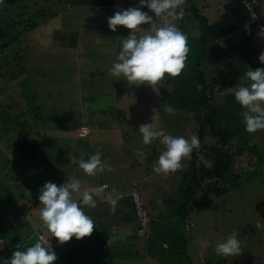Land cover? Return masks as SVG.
I'll return each instance as SVG.
<instances>
[{"label": "rangeland", "instance_id": "obj_1", "mask_svg": "<svg viewBox=\"0 0 264 264\" xmlns=\"http://www.w3.org/2000/svg\"><path fill=\"white\" fill-rule=\"evenodd\" d=\"M102 1L95 0L84 6V0H38V5L41 7L33 19L40 25L28 32L24 38L21 37L22 43L29 45V58L25 61L26 77L22 79L23 73L20 75L14 65L11 72L16 69L14 72L18 73L17 79L7 80L0 93L3 92V99L11 98L16 104L8 113L10 118H18L21 122H39L34 128L42 129L44 143L43 148L35 153V159L31 161L34 168L32 171L30 167L25 166V161L29 157H21L15 151L16 142H21V139L11 128L9 124L11 121L8 123L0 121V235L3 241L14 252L17 250V245L25 248L26 237H28L26 244L29 246L38 242L30 228L34 227L33 222L38 226L42 223L39 217L42 205L38 202L36 206L30 207L33 199L37 198L39 190L45 183L52 182L59 187L74 178L81 181V191L73 193V199L81 207L85 206L81 203L83 192H90L96 201L95 208L104 211L101 217L97 216L101 225L108 223L112 226L116 221L117 227L122 229L126 225L118 222L122 219L118 218V214L113 213L114 207L110 201L100 206V199L109 198L112 185L130 194L135 184L143 208L154 216V220L151 218L153 222L150 224L151 234L148 240L160 245L161 240L166 239L172 245L170 253L173 255L167 256L171 260L169 263L166 261L165 254L151 259L146 248L145 237L135 236L132 240L126 241L123 235L118 236L113 239L118 242V248H125L129 243H134L131 251L127 249V252L129 257L131 254L135 258L124 261L114 259L109 264H173L172 262L175 264L180 260L182 264H252L249 256L253 246L245 247L244 239L248 235L244 237L246 234H242L241 231L253 227L254 223H260L261 226L255 230V234L262 239L259 242L261 249H264V189L260 186L261 180L264 179L263 175L253 176L251 180H247L248 184L239 185L238 189L227 196L211 199L204 205H191L189 217L193 222V228L191 231H183L182 236L186 237L185 246L183 244L180 247L181 233L173 228L179 224L178 217L172 215L168 218H159L152 211L156 205L161 204L160 199H164V207L167 210H172L177 205L176 196H179L180 191L178 190L180 184L177 182L179 174L176 175V172L157 174L153 169H149L151 174H147L148 168L144 169V167L150 164V157L148 159L146 157L144 163H140L136 155L137 149L130 143L133 140L136 141L145 153V146L139 142L142 138L138 131L139 127L153 123L156 129L165 132L166 123H168L167 129L169 127L174 129V123L171 121L176 118L180 122L186 112L181 109V96L168 98L169 104L175 109V114L164 111V117L167 120L163 126L162 117L157 111L159 106H163L164 101L160 89L163 80L154 85L137 84L133 87L128 82L121 84L117 81L118 78L109 75L108 70L117 61V56L122 49V44L116 42V37L119 36L118 38L122 41L130 35V32L122 26H118L115 32L110 31L108 18L118 9L112 7L115 0H109L107 5H102ZM116 1L120 5L119 10L140 5V0ZM222 1L195 0L201 13L207 14L209 19L217 16ZM205 3L207 8H204ZM144 8H141V11ZM56 10L58 11L56 16L49 17L45 22L41 20L43 16L41 12L48 16ZM145 10L143 12L153 17L154 24H145L143 30L158 27L154 13L149 9ZM141 32L137 35L144 34ZM70 33L73 38H76V35L79 37L77 44L83 49L79 52L81 55H78L81 60L75 53L77 49L74 46H66L63 40H60L63 47L53 46V43L56 46L58 44L57 36L62 39ZM102 36L106 38L103 39ZM83 39L86 42L83 43ZM221 45L222 48L225 47L224 42ZM262 52L264 49L260 50V53ZM262 66L263 64L260 67ZM163 88L165 89V84ZM229 91L226 93H230ZM223 94L222 92L218 97L220 105ZM8 101L10 102V99ZM119 113L124 114L127 122H132V138H128L129 130L126 129L123 132L124 139H121L117 117ZM186 116H191V113ZM81 123L87 124L89 129V134L85 137L78 136V126ZM186 124L187 126L181 125L180 129L184 131V138L190 139L196 132V124L192 119ZM165 134L172 135L171 132ZM254 140L259 150L264 152V131L256 133ZM97 151L101 153V160L113 167L115 171L105 170L89 176L79 168L77 161L82 154H95ZM84 158L87 159V156ZM155 162L156 160L150 166L154 168ZM19 163L22 164H20L21 167ZM234 170L241 174L244 170H248L246 155L237 161L234 160L231 171ZM102 180L110 185L104 194L96 191V186ZM158 185L166 188H163L161 193H156L160 199H155L156 194H153L152 190ZM145 195L152 197L154 202H149ZM129 199L131 201L130 197ZM115 206L117 208L120 206V215H123L125 219L130 217L129 223L135 222V213L133 214L132 211L134 208L129 205L127 197ZM239 219L240 224H238ZM244 223H246L245 228H241L240 226ZM12 224L13 228H11ZM233 231L238 233L237 238L241 243L240 254L228 257L218 256L215 253L217 244L226 240ZM21 232L23 236L20 235ZM41 237L42 235L38 234V238L41 239ZM74 243L77 246L76 250H85L82 239H75ZM22 248L20 250H23ZM183 248H185V254L181 256L180 251ZM134 253L138 255L135 256ZM91 254H89L90 257ZM3 255V246L0 245V261L3 260Z\"/></svg>", "mask_w": 264, "mask_h": 264}, {"label": "trees", "instance_id": "obj_2", "mask_svg": "<svg viewBox=\"0 0 264 264\" xmlns=\"http://www.w3.org/2000/svg\"><path fill=\"white\" fill-rule=\"evenodd\" d=\"M94 1L91 0L89 3ZM116 2L115 0L112 7L119 10V6L115 5ZM38 4V0H0V91L5 87L7 80L17 79L18 73L14 72L16 69L11 72L14 65L20 75L23 73L22 79L26 77L25 61L29 58V45L23 44L21 37L24 38L28 32L40 25L33 19L41 7ZM203 5L204 8H207L206 3ZM254 7V12L258 17L254 22H250L253 17L242 0H223L220 11L214 19H209L204 12L201 13L195 0H185L180 9L174 10V15L155 17L158 26L165 22L174 24L188 38L189 51L185 68L177 77L165 76L160 88L161 97L164 100L163 106L157 110L162 117L164 126L167 119L164 117L163 108L171 105L168 98L181 96V109L186 112L185 116L180 119V122L176 118L171 121L174 123V129L169 126L167 129L168 123H166L165 133L171 132L173 136L184 137V131L180 127L183 124L187 126L188 120L192 119L196 124L194 135L198 136L200 141V146L193 149L188 158L182 160L180 169L175 171L176 175L179 174L177 182L180 184L178 187L180 191L179 196H176L177 205L170 210V213L178 217L179 230L182 231V235L183 231L190 230L193 225L192 222H189L191 220L189 217L191 205L207 204L211 199L227 196L233 190L238 189L239 185L248 184L247 182L253 176H264V152L259 150L254 140L256 133L264 130L248 133L240 115L244 109L235 101L232 91L226 93L228 89L239 83L242 85L249 83L243 76L248 68L252 70L264 68V64L260 67L262 64L259 62L260 50L264 49V29L260 31L257 25V23L264 25V0H256ZM41 13L43 22L54 16L53 14L46 16L43 12ZM71 36L72 34H67L65 36L68 37L67 41L64 42L68 46L76 47V40ZM118 37H116V42L122 44ZM222 42L225 44L224 48H222ZM164 84L165 89L163 88ZM222 92L224 94L220 105L218 97ZM2 95L3 92L0 93V121L1 123L11 121L9 123L11 128L17 132L18 138L21 139V142H16L15 151L21 157H29L25 161V166L34 171L31 161L35 159V153L43 148L42 129L35 130L34 126L36 124L38 126V121L30 123L21 122L18 118H10L8 113L16 104L11 98L3 99ZM189 113L191 116H186ZM127 121L123 115L120 123L129 124ZM130 123L132 122L130 121ZM151 148L144 151L147 159ZM137 150V152H141L142 148L138 147ZM243 155H246L248 170H244L242 174L241 172L236 173V170L231 171L234 160L237 161ZM155 158L150 157V161H154ZM20 164L18 165L21 167L22 164ZM260 186L264 189V179L261 180ZM33 200L30 207L38 204V196ZM82 208L95 223L91 236L82 239V246L86 247L85 250H76L75 237L69 242L61 244L51 236L43 222L40 226L33 222L35 228L32 226L30 231L33 230L32 234L34 233V236L37 237V241L40 240L38 234L42 235L45 242L49 241L52 251L57 256L54 264H102L105 260L111 262L114 259L124 261L135 258L131 254L129 257L127 248L125 250L118 248V242L111 238L107 225H101L97 215H94L88 206H82ZM150 218L152 217L150 216ZM240 221L239 219L238 224ZM151 222L152 219L145 235H140L147 241L151 234ZM137 223V229H139L138 219ZM245 224L240 227L245 228ZM253 225V227L241 231L242 234H246L244 237L248 235L244 239V245L247 248L253 246L249 256L252 264H264V249H261L259 242L262 239L255 234V230L259 229L261 224L254 223ZM11 228H13V224ZM20 235L23 236V233L21 232ZM27 239L28 237L24 239L25 245L22 242L25 248L29 246L26 244ZM181 239L183 242L181 246L183 244L185 246L186 239L184 237ZM1 241L3 238L0 235V245L3 246L4 253L2 259L11 258L14 251L5 241L2 243ZM171 249L172 245L166 249L162 248L161 255H173L170 253ZM129 250L131 251V249ZM180 253L181 256L185 254V248Z\"/></svg>", "mask_w": 264, "mask_h": 264}, {"label": "clouds", "instance_id": "obj_3", "mask_svg": "<svg viewBox=\"0 0 264 264\" xmlns=\"http://www.w3.org/2000/svg\"><path fill=\"white\" fill-rule=\"evenodd\" d=\"M184 3L185 0H140L139 7L117 10L113 16L109 17L110 31L115 32L118 26H122L130 32L127 38L122 39V49L117 56V62L109 68V75L122 76L123 80L131 85H154L164 80L166 75L179 76L185 68L189 51L187 36L176 25L168 22L154 29L143 30L141 25L154 23L153 17L141 11V8L147 7L155 14V17L171 16L175 14L174 10L180 9ZM141 31L144 34L138 36L137 33ZM259 62L264 64V52L260 54ZM243 76L249 82L248 84L239 83L228 90L233 92L235 101L244 109L240 115L243 118L245 130L248 133H255L258 130H264V68L256 70L248 68ZM163 110L168 114H175V109L171 105L165 106ZM138 131L145 145L150 144L154 139H159L160 144L165 148L153 168L157 174L179 170L182 160L188 157L193 149L200 146L196 135H192L190 139L172 136L157 130L153 123L141 125ZM136 155L139 162L144 163L146 154L141 151ZM85 156L87 159L84 158ZM77 163L79 168L89 176L105 170L115 171L113 167L101 160L99 151L95 154H82ZM80 191L81 181L74 178L59 187L52 182H47L39 190L38 199L42 205L39 217L51 236L61 244L69 242L73 237L81 240L91 236L93 232L94 221L73 199V193ZM81 203L90 208L96 207V201L88 191L83 192ZM112 203L114 204L115 201L113 200ZM237 237L238 233L233 231L226 240L217 244L215 253L222 257L239 255L241 243ZM16 248L12 257L0 261V264H54L57 260L49 241L45 242L43 237L33 246L22 248L21 245H17ZM21 248L23 250H20Z\"/></svg>", "mask_w": 264, "mask_h": 264}, {"label": "crops", "instance_id": "obj_4", "mask_svg": "<svg viewBox=\"0 0 264 264\" xmlns=\"http://www.w3.org/2000/svg\"><path fill=\"white\" fill-rule=\"evenodd\" d=\"M72 1H75V0H72ZM86 0H84V2H83V5L84 6H86L89 2H85ZM89 1H91V0H89ZM105 0H103L102 1V5H107L108 3H109V0H106V2H104ZM122 4H123V2H122ZM69 5H71V4H69ZM114 5V4H113ZM115 5H118L119 7H120V5H119V3L118 2H116L115 3ZM146 9V10H145ZM59 10V9H58ZM148 11V8L146 7V8H144L143 9V11ZM57 13H58V11L56 10V11H54L52 14L54 15V16H56L57 15ZM161 17H164V15H162ZM145 25H141L140 27L143 29V27H144ZM142 34H143V32H141ZM70 34H72V33H70ZM67 35V34H66ZM76 35V34H75ZM66 38H68V37H64V38H62V39H60L59 38V36H57L56 37V39H57V41H58V44H57V46L53 43V46H55V48L56 47H63V45H60L61 43V41L60 40H63V41H67L66 40ZM102 38L103 39H105L106 37L105 36H102ZM75 40H76V47H75V49H77L76 50V55L78 56V55H81L79 52H81V51H83V49L81 48V45H78L77 44V42H78V40H79V37L76 35V38H74ZM84 42H86V40L85 39H83V43ZM111 42V41H110ZM67 46V45H66ZM70 46H72V45H69V47ZM81 49V50H80ZM85 53H87V51H85ZM78 58H80V60H81V57H79L78 56ZM82 62V61H81ZM117 62V61H116ZM116 78H118L117 79V81L118 82H120L121 84L122 83H127V81L126 80H123V77L121 76V77H116ZM131 85V84H130ZM131 86H136V85H131ZM160 107V106H159ZM158 107V108H159ZM158 108H157V110H158ZM124 114L123 113H119L118 114V127H119V132H120V137H121V139L123 140L124 138H123V132L126 130V129H128L129 130V136H128V138H132L133 137V134H131V129H132V124L129 122V124H121L120 123V121H121V119H122V116H123ZM133 116V115H132ZM125 117V116H124ZM134 117V116H133ZM138 118H140V119H143V118H141V117H139V116H137ZM133 121V120H132ZM81 126H87V124H85V123H81V124H79V126H78V128L79 127H81ZM88 127V126H87ZM89 130V129H88ZM158 130V129H157ZM89 134V133H88ZM139 142H142V138H141V141H139ZM123 144V143H122ZM131 146L133 147V148H138L139 147V145L136 143V141H131ZM142 145L143 146H145V148H146V150H148V149H150L151 147V151L149 152V157H151L152 158V156L153 157H156L155 159H154V161L156 160H158V155L159 154H161L164 150H165V148H164V146L162 145V144H160V142H159V139H154L150 144H148V145H145L143 142H142ZM138 150H136V152H137ZM154 161H151V164L154 162ZM151 164H146L147 166H145L144 167V169L145 168H148L147 169V171H146V173L147 174H151L148 170L149 169H153V167L152 166H150ZM138 165V164H137ZM146 175V174H145ZM152 175H154V174H152ZM106 182V184L108 185L107 186V188L103 191V192H99L98 190H97V187L100 185V184H103V183H105ZM110 187V185L108 184V182L107 181H105V180H102L97 186H96V191L97 192H99L100 194H104L105 192H106V190L108 189ZM163 188H166V187H164V186H156L155 188H153V190H152V193L153 194H156V193H161V191H163ZM113 190H115V191H113ZM127 197V199H128V202H129V205L133 208V203H132V198H131V192H130V194L129 193H127V192H125V191H122V190H120V189H118V187L116 186V185H112L111 186V191H110V193H109V198H107V199H100V206L101 205H104V203H106V202H108V200L110 201V203H111V205L114 207L113 208V213L114 214H118V218H121L122 220H120V221H118V222H120V223H123L124 225H126L125 227H124V229H122V228H118L117 227V225H116V221H115V223H113V225L111 226H109L108 225V223H107V228L109 229V231H110V235H111V238L112 239H114L115 237H118V236H122L123 238H125V240L126 241H128V240H132L133 238H135V236H139V235H137V231H138V223H137V218H135V222H133V223H129V220H130V217H129V219H125L124 218V216L122 215H120V206H119V208H117L115 205H118V204H120L121 202H122V199L123 198H126ZM129 197L131 198V201H130V199H129ZM145 197H147V199H148V201L149 202H151V203H153L154 201V199L152 198V197H148V196H146L145 195ZM150 198V199H149ZM155 199H160V196L159 195H155ZM115 201V203L113 204L112 203V201ZM161 200V204L160 205H156L155 206V208L152 210L153 212H155L156 213V215H158L159 216V218H163V217H170V216H172V214L170 213V210L169 211H167V209L164 207L165 206V201H164V199H160ZM131 203H132V205H131ZM89 210L91 211V212H93L94 213V215H97V216H100L101 217V215H103V212L104 211H102L100 208L99 209H97V208H90L89 207ZM132 211H133V214L135 213L134 212V210L132 209ZM168 213H170V214H168ZM136 214V213H135ZM134 214V216L136 217V215ZM149 214H150V216L152 217V219L154 220V216H153V213H150L149 212ZM116 218V217H115ZM132 221V220H131ZM153 222V221H152ZM189 222H192L191 220L189 221ZM193 223V222H192ZM179 224L177 225V227H173L177 232H182V231H179ZM113 227H115V229H113ZM192 228H193V225H192V227L190 228V230H188V231H191L192 230ZM141 237V236H140ZM180 237L182 238L183 236H182V234H180ZM184 238H186V237H184ZM150 240V239H149ZM147 241L146 242V248H147V250H148V253L150 254V257H151V259H155V257L156 256H158V257H160L161 256V252H162V248H164V249H166L168 246H171L170 245V243L168 242V240H166V239H162L161 240V244L160 245H158V244H156L155 242H150V241ZM183 243V242H182ZM182 245V244H181ZM180 245V246H181ZM134 247V243H129L125 248H123V247H121L122 248V250L124 249H131V248H133ZM162 247V248H161ZM136 248H134V250H135ZM139 249H140V247H139ZM90 253H92V252H90ZM89 253V254H90ZM135 254V256H137L138 254L137 253H134ZM168 255H166V261H168L169 263H170V258L169 257H167ZM159 259V258H158ZM118 260V259H117ZM180 260V259H179ZM119 261V260H118ZM104 263H106V264H109V261L108 260H105V261H103V263L102 264H104ZM173 264H174V262H172ZM175 264H182V261L180 260V262H175Z\"/></svg>", "mask_w": 264, "mask_h": 264}, {"label": "built area", "instance_id": "obj_5", "mask_svg": "<svg viewBox=\"0 0 264 264\" xmlns=\"http://www.w3.org/2000/svg\"><path fill=\"white\" fill-rule=\"evenodd\" d=\"M255 1L256 0H242L243 4L251 12V15L253 17L252 20H250V22L257 21V18H258L256 13L254 12V9H255L254 3H255ZM257 25H258V28H259L260 31H262L264 29V25H261L259 23H257ZM88 132H89V130H88L87 126H81V127H79V130H78V136L85 137L88 134ZM186 158H188V157H186ZM106 188H107V184L103 183V184H100L97 187V190L99 192H103ZM131 197H132L134 210H135L137 219H138V221L140 223V227L138 229V235L139 236L140 235H145V233L147 232L148 224H149L151 218H150V216L148 215V213L146 212V210L142 206V202H141V199H140V196H139V191H138V189H136L135 184L133 185V189H132V192H131ZM9 259H10V257H9Z\"/></svg>", "mask_w": 264, "mask_h": 264}]
</instances>
